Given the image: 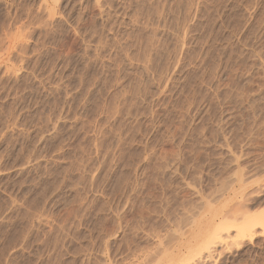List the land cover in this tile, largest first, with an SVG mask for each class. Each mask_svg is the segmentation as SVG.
<instances>
[{"label":"rangeland","instance_id":"obj_1","mask_svg":"<svg viewBox=\"0 0 264 264\" xmlns=\"http://www.w3.org/2000/svg\"><path fill=\"white\" fill-rule=\"evenodd\" d=\"M0 264H264V0H0Z\"/></svg>","mask_w":264,"mask_h":264},{"label":"bare ground","instance_id":"obj_2","mask_svg":"<svg viewBox=\"0 0 264 264\" xmlns=\"http://www.w3.org/2000/svg\"><path fill=\"white\" fill-rule=\"evenodd\" d=\"M252 219H254V220L251 221ZM252 219H250V221H249V219H248V222H249L250 224H247L248 222L245 223L247 220H246L245 222H244V221H243V222H244V224H247V226L249 225V227H250L251 224H254V222H255L256 224H259V223L256 222V220H255L254 217H253ZM252 222H253V223H252ZM256 224H254L253 226H256ZM251 226H252V225H251ZM253 226H252V227H253ZM217 227H219V226H217ZM252 227H250V229H251ZM256 227H257V226H256ZM219 228H220V227H219ZM244 228H245V226H244ZM254 228H255V227H254ZM222 229H223V226H222ZM246 229H249V228L247 227ZM251 230H252V229H251ZM253 230H254V229H253ZM241 231H244V229H242ZM217 234H219V233H217ZM217 234H216V235H217ZM240 234H241V233H240ZM242 235H243V234H242ZM219 236H220V234H219L217 237H219ZM220 237H221V236H220ZM243 237H244V236H243ZM212 241H214L213 238H212V240H210L211 244H213ZM210 242H208L209 245H210ZM206 246H207L206 248H210L208 245H206ZM211 247H212V246H211Z\"/></svg>","mask_w":264,"mask_h":264}]
</instances>
